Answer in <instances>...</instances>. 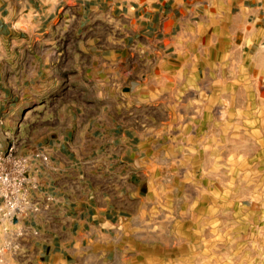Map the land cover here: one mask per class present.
<instances>
[{"label":"crops","instance_id":"obj_1","mask_svg":"<svg viewBox=\"0 0 264 264\" xmlns=\"http://www.w3.org/2000/svg\"><path fill=\"white\" fill-rule=\"evenodd\" d=\"M229 62L264 78V0H0V153L41 207L0 220V264H114L162 110Z\"/></svg>","mask_w":264,"mask_h":264},{"label":"rangeland","instance_id":"obj_2","mask_svg":"<svg viewBox=\"0 0 264 264\" xmlns=\"http://www.w3.org/2000/svg\"><path fill=\"white\" fill-rule=\"evenodd\" d=\"M203 81L161 112L144 211L114 264H264V78L229 62Z\"/></svg>","mask_w":264,"mask_h":264},{"label":"built area","instance_id":"obj_3","mask_svg":"<svg viewBox=\"0 0 264 264\" xmlns=\"http://www.w3.org/2000/svg\"><path fill=\"white\" fill-rule=\"evenodd\" d=\"M47 160L46 156H42ZM29 159L17 152L15 144H11L6 152L0 153V220L3 224H15L27 214L40 211L41 207L31 197L34 184L31 182ZM5 233L9 227L4 226ZM10 247L6 244L5 248ZM5 248L0 249V254ZM3 263V259H0Z\"/></svg>","mask_w":264,"mask_h":264}]
</instances>
